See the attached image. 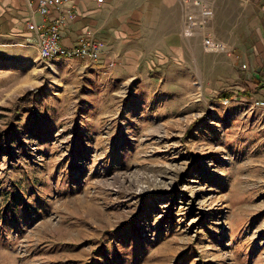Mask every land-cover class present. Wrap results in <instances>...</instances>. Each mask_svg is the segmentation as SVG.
Listing matches in <instances>:
<instances>
[{"label":"rangeland","instance_id":"obj_1","mask_svg":"<svg viewBox=\"0 0 264 264\" xmlns=\"http://www.w3.org/2000/svg\"><path fill=\"white\" fill-rule=\"evenodd\" d=\"M216 6L183 27L181 57L152 59L98 121L71 83L0 80V264H264L262 93L239 94L253 78L222 37L240 11ZM52 91L64 99L53 130ZM27 117L40 126L20 129Z\"/></svg>","mask_w":264,"mask_h":264},{"label":"crops","instance_id":"obj_2","mask_svg":"<svg viewBox=\"0 0 264 264\" xmlns=\"http://www.w3.org/2000/svg\"><path fill=\"white\" fill-rule=\"evenodd\" d=\"M221 1H230L240 11L237 29L227 34V39L223 35L222 40L237 45L235 55L240 69L253 78L254 87L249 90H259L262 97L264 0H69L73 17L67 20L60 43L69 46L78 35L89 31L101 43L96 61L62 57L40 59L34 48V34L26 29L24 20L32 17L39 23L45 18L31 13L34 0H8L12 22L7 21L0 29V80L12 74L17 77L15 83L35 82L45 91L58 88L60 81L65 85L71 83L75 89L83 91L79 107H83L84 120L98 121L107 116V99L113 91L125 88L128 83L142 88L141 78L135 75L147 74L150 64L154 65L152 59H157L160 67L159 63L167 57H181L182 43L189 41L183 29L186 14L195 16L208 8L215 9ZM65 75H73V79L67 82ZM49 95L45 102L52 107L48 121L53 130L64 99L63 94L60 99L53 91ZM37 97L42 99V93ZM34 119H23L19 128L36 129L40 125H34Z\"/></svg>","mask_w":264,"mask_h":264},{"label":"built area","instance_id":"obj_3","mask_svg":"<svg viewBox=\"0 0 264 264\" xmlns=\"http://www.w3.org/2000/svg\"><path fill=\"white\" fill-rule=\"evenodd\" d=\"M101 2L102 0H94ZM31 13H35L45 18L37 23L32 17H29L25 24L26 29L34 34V48L40 59H49L55 57L77 58L87 61H96L99 59L100 42L93 37L89 31H84L69 46L60 43L63 28L69 18L73 17L72 5L69 0H34ZM208 14L206 11L185 15L186 28L193 29L206 22ZM204 45L208 50H218L222 47L221 43L204 38ZM264 86V78L261 80ZM259 106H264V96L256 100Z\"/></svg>","mask_w":264,"mask_h":264},{"label":"trees","instance_id":"obj_4","mask_svg":"<svg viewBox=\"0 0 264 264\" xmlns=\"http://www.w3.org/2000/svg\"><path fill=\"white\" fill-rule=\"evenodd\" d=\"M252 90H249V92L248 91H246V90H242L239 94H243V95H249V93L251 92ZM222 97H226V95H222Z\"/></svg>","mask_w":264,"mask_h":264}]
</instances>
